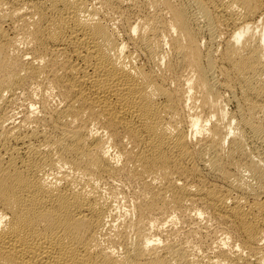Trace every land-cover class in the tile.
I'll return each mask as SVG.
<instances>
[{
	"label": "bare ground",
	"instance_id": "obj_1",
	"mask_svg": "<svg viewBox=\"0 0 264 264\" xmlns=\"http://www.w3.org/2000/svg\"><path fill=\"white\" fill-rule=\"evenodd\" d=\"M0 264H264V0H0Z\"/></svg>",
	"mask_w": 264,
	"mask_h": 264
}]
</instances>
